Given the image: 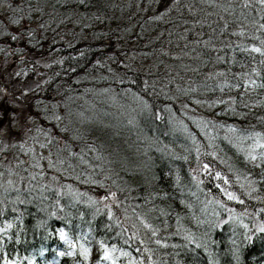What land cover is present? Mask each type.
<instances>
[{"label": "trees", "instance_id": "obj_1", "mask_svg": "<svg viewBox=\"0 0 264 264\" xmlns=\"http://www.w3.org/2000/svg\"><path fill=\"white\" fill-rule=\"evenodd\" d=\"M0 4L5 7L0 9V147L16 145L0 152L4 173L0 229H6L0 233V264L6 260L108 264L100 260V241L140 259L136 248L143 250L142 246L137 241H131V247L124 243L135 231L132 224L139 225L134 216L125 219V208L130 216L133 209L147 214L161 236H171L169 245H180L158 249L153 260L264 264V233L256 227L264 223L260 212L264 203L256 199L264 198V164L251 166L240 151L247 141L241 143L236 133L228 131L234 127L264 133V89L243 87L247 79L243 74L256 67L264 76V66L242 67L236 62L245 61L242 53L229 52L223 63L217 62L216 53L211 60L196 52L185 55L186 41L178 37L187 34L177 26L176 13L167 12L169 0H0ZM157 15L164 19L155 20ZM219 72L225 75H216ZM190 87L196 91L187 95L180 91ZM137 97L149 107L144 108ZM197 100L220 107V113L200 112ZM57 116L62 119L55 121ZM193 139L200 146L199 160L208 163L213 174L219 171L227 177L230 190L244 204L227 201L216 187L218 183L227 187L223 181L200 171ZM29 148L34 151L29 153ZM39 157H44L41 168L31 167ZM49 158L62 163L51 167ZM193 175L204 181L200 185L204 192L196 188ZM89 177L105 186L86 183ZM253 180L257 191L250 199L244 192ZM111 191L122 202L112 211L128 228L123 236L117 235L120 228L107 227L112 224L108 210L88 201ZM211 200L225 203L240 219L216 227L230 214L208 203ZM60 229L69 236L89 238L87 261L79 255H59L68 251L59 238ZM188 233L201 247L183 239ZM118 264L128 261L121 257Z\"/></svg>", "mask_w": 264, "mask_h": 264}, {"label": "snow or ice", "instance_id": "obj_2", "mask_svg": "<svg viewBox=\"0 0 264 264\" xmlns=\"http://www.w3.org/2000/svg\"><path fill=\"white\" fill-rule=\"evenodd\" d=\"M81 3H84V0H80ZM10 7H13L11 4ZM14 10H17L14 8ZM175 12L176 13V21L178 27H182L184 33L187 35H179V39L185 40L184 44L185 49H189L184 54L189 55L190 52H196L197 56H203L207 60H211L212 54L216 53L217 62H226V57L229 52L232 53H242L246 54V58L244 62L236 60L237 63L241 64L242 67H249L254 63H258L259 65L264 66V0H169V7L167 12ZM167 12L165 14H167ZM155 20H163L164 15H157ZM13 23H19V20H14ZM259 33V35H258ZM171 35V34H170ZM195 36V39H191L190 37ZM205 36L207 38H205ZM222 37L229 38L227 40L221 39ZM231 37H235L236 40H231ZM17 37L13 35L11 37L12 40H15ZM247 41V42H245ZM195 45V47L189 48V45ZM201 45L203 46L201 48ZM2 51V49H0ZM222 53V54H221ZM257 57L260 59L258 60ZM235 59V56H233ZM19 75V73H17ZM216 75L224 76V72L216 73ZM247 79L245 80L243 87L245 91L251 89H264V76L261 75V71L256 68H251V73L245 72L243 74ZM256 77V79L253 78ZM213 77H208V79H212ZM258 79L260 82H258ZM232 87H241L240 84H234ZM223 90V89H221ZM182 93L187 95L189 92L196 91L195 88H187L180 89ZM140 99L141 104L144 108H148L149 104L147 101L137 97ZM223 103L224 101H220ZM196 103H201V101L197 100ZM210 107L212 105H209ZM247 106V105H246ZM235 111V109H232ZM160 117L157 116V119ZM56 119H62L57 116ZM131 123V121H130ZM209 122H204L207 125ZM215 127V125H213ZM220 127H224L221 125ZM229 132L236 133L237 139L241 141V143L246 141H251V144L248 145L247 149L241 148L240 151L244 152V158L248 162L253 163L256 167H261L264 164V133L261 132H250L247 129H237L234 127L228 128ZM51 142V140H49ZM193 144H197V141L193 139ZM47 145L41 144L40 147H46ZM16 147L14 144H7L4 147H0V152L4 151V148ZM22 148L23 145H20ZM89 150L95 151L94 148H90ZM29 153L33 152L34 149L29 148L27 150ZM197 153V162L200 165V171L211 175L213 179L217 181H223V185L216 184V187L223 193L224 197L227 201H234L238 204H244V200L241 199L239 195H237L234 191H231L232 184L229 179L221 174V172L216 171L213 174L212 168L208 163H204L199 160L200 155V146L197 144L195 149ZM207 155L212 156L213 159H217L216 152L206 153ZM74 155V154H73ZM44 159V157H39L31 164V167L40 169L41 164L40 160ZM97 160L102 159L101 156L97 155ZM183 159H187L184 157ZM80 160L83 162L84 157L80 156ZM59 158L57 161H53L49 158V166L56 167ZM224 162L223 160L221 161ZM25 163L24 161H18V164ZM0 168H3V164H0ZM195 171V170H194ZM4 173L0 171V176ZM38 174H34L31 176L32 180L37 179ZM55 179V178H54ZM105 179H110V177H105ZM193 181L196 183V188L200 192H204V189L200 188V185L204 183L203 180L199 179L198 176H192ZM239 179V177H237ZM86 183H90L93 185H98L99 187H104L103 181H97L89 177ZM177 186H179L180 177H176ZM11 185L13 182L8 181ZM115 183V181H113ZM256 181H250L248 183V190L244 192V195L248 196L252 199V193L257 191V188L254 186ZM2 187V186H0ZM240 187L243 189L245 187L244 184H241ZM70 188V186H69ZM19 192V189H14ZM43 191V189H41ZM122 191V189H121ZM79 196H84L86 193H79ZM192 195H196L195 192ZM256 199H260L262 203H264V198L256 197ZM88 201L91 206L102 205L103 208H106L107 217L112 221L111 225H107L108 228H111L113 225L117 228H120L121 231L117 233V235L123 236L128 232V228L123 227L120 218L116 216V214L112 211L113 205L119 208L121 207V201L117 197V193L115 191L108 192L104 194L100 199H93L92 197H88ZM105 201H110L111 203H105ZM22 203L24 201H21ZM79 202V200H77ZM2 203V201H0ZM208 203H215L220 208L225 209L230 215L228 219L223 221H219L216 224V227H220L222 224H228L230 221H235L240 219L235 215V210L227 207L225 203H222L219 200H211ZM190 208L191 205H188ZM62 210V209H61ZM154 209H150L149 211H153ZM97 212H101V208L96 209ZM125 219L132 220L133 216L137 221H139V225L135 222L132 224V228L135 231L132 232L130 236H128L124 243L128 244L131 247V241H137L141 247H137L136 251L141 253V258L137 259L132 256L130 251H124L122 248H118L115 245L109 246L104 241H100V248L102 249V254L100 256V260L104 262H108V264H118V261L121 257L126 258L128 264H145V257L148 264H167V261H161L159 259L153 260V256L158 255V249H167L171 247L176 249L180 247L177 244L169 245L166 241L171 239V236H161V229L158 226H154L149 219L147 218V214H142L133 209L132 215L127 214V208H125ZM260 212H264V209H260ZM54 214V213H53ZM162 216L165 215L163 210L160 213ZM215 215H219V213H214ZM243 215H251L250 213L245 212ZM242 222V221H241ZM245 228H248L247 224L243 225ZM11 228V225L7 226ZM257 230L261 233H264V223H259L256 225ZM6 229H0V233L5 232ZM143 231V237L141 235ZM179 235V232L175 233ZM159 237V238H157ZM59 238L68 246V251L59 252L60 256H76L79 255L82 257L83 261H87L89 258L90 248L88 247V243H90L89 238L86 235L79 236H69L67 232L63 229L59 230ZM249 240L252 239L251 236L247 237ZM184 240L188 242V244L195 243L197 248L201 247V244L196 242L195 237L191 233H188L183 237ZM154 243L157 247L155 249L148 247L149 244ZM205 247L207 245H204ZM187 247V244L184 245ZM2 251V249H0ZM167 254V253H166ZM175 255H179V253H175ZM3 259V257H0ZM4 264H14L12 261H4Z\"/></svg>", "mask_w": 264, "mask_h": 264}, {"label": "rangeland", "instance_id": "obj_3", "mask_svg": "<svg viewBox=\"0 0 264 264\" xmlns=\"http://www.w3.org/2000/svg\"><path fill=\"white\" fill-rule=\"evenodd\" d=\"M5 7H4V5L3 4H0V9H4ZM195 107L197 108V110H199L200 112H204V113H207L208 115H211V114H213L215 111L217 112V113H220V107H217V106H215V105H212L211 107L209 106V104H201V103H198V104H195ZM220 110V111H219ZM55 121H57V119H55ZM249 144H251V141H247L246 142V144H244L243 145V148L244 149H247V147H248V145ZM44 152V154L46 153V150H44L43 151ZM47 156V155H46ZM48 157V156H47ZM249 164L251 165V166H253L254 168H256L257 169V167L253 164V163H251V162H249Z\"/></svg>", "mask_w": 264, "mask_h": 264}]
</instances>
